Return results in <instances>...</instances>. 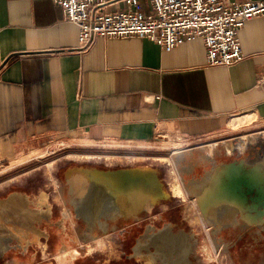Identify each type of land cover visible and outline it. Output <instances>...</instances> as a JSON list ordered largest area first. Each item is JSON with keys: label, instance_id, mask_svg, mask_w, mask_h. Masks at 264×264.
Returning a JSON list of instances; mask_svg holds the SVG:
<instances>
[{"label": "crops", "instance_id": "1", "mask_svg": "<svg viewBox=\"0 0 264 264\" xmlns=\"http://www.w3.org/2000/svg\"><path fill=\"white\" fill-rule=\"evenodd\" d=\"M78 36L52 0H0V164L64 140L121 150L167 139L192 146L186 156L237 117L264 124V16L240 31L243 59L231 66H210L200 39L165 51L146 38H99L81 51ZM248 143L221 146L230 156ZM218 145L198 152L214 159ZM227 228L232 264H264V226Z\"/></svg>", "mask_w": 264, "mask_h": 264}, {"label": "rangeland", "instance_id": "2", "mask_svg": "<svg viewBox=\"0 0 264 264\" xmlns=\"http://www.w3.org/2000/svg\"><path fill=\"white\" fill-rule=\"evenodd\" d=\"M242 137L248 140V145L226 156L222 142ZM163 139L166 138H161ZM167 141L166 139V142L159 143L157 149L133 147L112 150L86 146L80 141L64 140L39 151L21 155L10 163H1L0 199L20 193L28 197L32 209H41L37 199L41 191H46L49 194L52 215L49 220L44 219L42 223L37 224L40 230L48 234V237L42 238L45 246L30 244L24 252L19 243L14 241V247L0 259V264H144L145 261L136 256L134 250L150 225L155 228L152 234L159 233L167 225L171 226L173 234H185L187 240L195 246L189 257L191 264H232L228 255V241L231 238L229 228L221 230L215 238L212 226L204 220L198 200L191 197L189 192L193 181L201 179L216 160L239 155L260 161V167H264V124L251 118L237 117L231 120L223 133L197 146L219 144L214 152V159L203 157L204 154L199 153L198 148L194 154L187 153L184 160L183 157L172 156L173 153L190 149L192 146L186 147L179 141ZM189 162L193 163L189 166ZM142 167L156 171L163 190L170 194L168 199H160L151 212H143L133 218L118 217L115 221L102 219L104 224L108 222L107 231H103L98 224L88 226L84 219L76 217L77 209L70 202L71 194L66 179L70 169L115 171ZM193 168L196 170L192 174ZM175 169L186 199L171 193L172 172ZM20 189L24 192H20ZM189 208L191 217L188 214ZM43 209L45 210V207ZM66 209H69L72 215L64 221L63 212ZM195 216H199L202 222ZM62 221L63 228L59 225ZM115 235L118 239L116 243L113 241ZM218 244L224 246L218 248ZM64 245H67L69 250L62 254ZM110 245L114 247L113 253ZM204 246H207L211 257H207L202 251ZM88 247L93 250L88 252ZM150 250L154 254L157 253L154 247ZM156 263L164 264L159 257Z\"/></svg>", "mask_w": 264, "mask_h": 264}, {"label": "bare ground", "instance_id": "3", "mask_svg": "<svg viewBox=\"0 0 264 264\" xmlns=\"http://www.w3.org/2000/svg\"><path fill=\"white\" fill-rule=\"evenodd\" d=\"M201 147L203 146L198 147V149ZM174 155L184 157L185 153L178 151L173 153L172 156ZM86 157L91 159L90 156ZM247 161L251 166L264 170V167H260V161L249 159ZM143 170L145 172L138 173L137 176L132 173L126 174L122 176L121 181H117V179L105 181L90 170L84 168L70 169L66 179L71 194L70 202L77 209L76 217L84 219L88 226L98 224L103 231H107L108 222L104 224L102 219L115 221L118 217L133 218L143 212H151L155 203L161 198L162 191L156 176L145 169ZM172 173L171 193L186 199L177 170L175 169ZM207 181L208 179H205L204 182L193 181L189 193L198 194V197L204 196L203 191H205ZM120 194H123L121 201L119 200ZM203 202L204 220L206 224L212 226L216 238L221 230L233 223L231 221L227 222L225 213L216 207H212L206 201ZM37 203L42 208L32 209L28 197L20 193L0 202V259H3L8 251L14 247V244L12 245L14 241L19 243L24 252L27 251L30 244L44 245L42 238L48 237V234L40 230L37 224L42 223L44 219L49 220L51 218L52 206L49 203V194L46 191H41ZM43 207H45V210ZM188 211L189 217H191L190 208ZM71 215V211L66 209L63 212V220H68ZM196 218L202 222L199 216ZM59 225L63 228V221ZM154 230L155 228L150 225L134 250L136 256L145 261L144 264H157V257L164 264H191L189 257L195 246L193 247V244L187 240L185 234H173L170 225H167L159 233L152 234ZM113 241L115 243L118 241L117 235L114 236ZM224 245L227 246L226 243ZM224 245L218 244V248ZM110 246L111 253H113L114 247ZM151 247L156 248V254L151 252ZM68 250L67 245H64L61 253L64 254ZM92 250L93 248L88 247V252ZM144 250H146V253H144ZM202 251L207 257H211L207 246H204Z\"/></svg>", "mask_w": 264, "mask_h": 264}, {"label": "built area", "instance_id": "4", "mask_svg": "<svg viewBox=\"0 0 264 264\" xmlns=\"http://www.w3.org/2000/svg\"><path fill=\"white\" fill-rule=\"evenodd\" d=\"M52 1L78 27L81 51L89 50L99 38H146L165 51L200 39L212 67L240 62V31L250 20L264 16V0H149V12L141 0ZM112 5L117 9L107 12ZM260 83H264V74Z\"/></svg>", "mask_w": 264, "mask_h": 264}, {"label": "water", "instance_id": "5", "mask_svg": "<svg viewBox=\"0 0 264 264\" xmlns=\"http://www.w3.org/2000/svg\"><path fill=\"white\" fill-rule=\"evenodd\" d=\"M247 160L248 158H242L230 163L222 162L217 166H213L198 180V182H204L205 179H208L205 191H203L204 196L198 197V194H190V196L198 200L201 211L204 210L202 208L203 201H206L212 207H216L225 213L227 222L231 221L233 225L241 226L242 229L246 230H261L264 226V170L251 166ZM143 169L156 176L162 191L160 199H168L170 194L163 190L157 172L150 168H131L115 171L94 169L90 171L96 173L105 181L111 179L121 181L122 176L126 174L132 173L137 176L138 173H144ZM122 195H119L120 201ZM7 199L9 198L0 199V202Z\"/></svg>", "mask_w": 264, "mask_h": 264}, {"label": "flooded vegetation", "instance_id": "6", "mask_svg": "<svg viewBox=\"0 0 264 264\" xmlns=\"http://www.w3.org/2000/svg\"><path fill=\"white\" fill-rule=\"evenodd\" d=\"M240 159H242V157L224 158V159L216 160V161L212 162V164H213V166H217L222 162L223 163H230V162H233L235 160H240Z\"/></svg>", "mask_w": 264, "mask_h": 264}]
</instances>
